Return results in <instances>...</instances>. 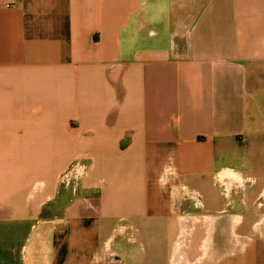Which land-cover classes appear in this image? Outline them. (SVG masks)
Instances as JSON below:
<instances>
[{"label":"crops","instance_id":"crops-1","mask_svg":"<svg viewBox=\"0 0 264 264\" xmlns=\"http://www.w3.org/2000/svg\"><path fill=\"white\" fill-rule=\"evenodd\" d=\"M264 264V0H0V264Z\"/></svg>","mask_w":264,"mask_h":264},{"label":"rangeland","instance_id":"rangeland-1","mask_svg":"<svg viewBox=\"0 0 264 264\" xmlns=\"http://www.w3.org/2000/svg\"><path fill=\"white\" fill-rule=\"evenodd\" d=\"M235 248L232 253V263L231 264H259V243L250 245V247L244 250Z\"/></svg>","mask_w":264,"mask_h":264}]
</instances>
